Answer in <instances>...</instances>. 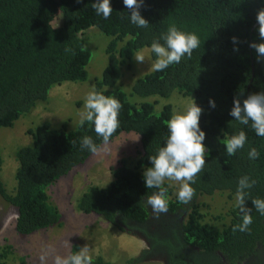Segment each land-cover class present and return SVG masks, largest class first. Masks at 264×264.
<instances>
[{"label": "trees", "instance_id": "obj_1", "mask_svg": "<svg viewBox=\"0 0 264 264\" xmlns=\"http://www.w3.org/2000/svg\"><path fill=\"white\" fill-rule=\"evenodd\" d=\"M93 2L0 0V128H11L21 116L45 102L53 87L87 80L91 51L85 47L83 38L88 29L96 28L110 41L105 50L107 66L95 80L94 90L113 96L122 104L119 127L109 142L123 133H134L140 138L141 150L132 163L121 160L118 167L110 170L113 181L108 187L90 188L83 193L77 210L84 215L98 216L121 231L145 232L127 223L140 226L151 218L152 210L146 201L157 189L144 186L143 171L150 166L149 157L164 146L168 136L167 121L173 113L169 104L160 106L157 111V99L167 100L177 92L193 98L203 110L200 126L206 132V162L191 184L194 195L186 204L180 203L177 195L173 197V189L164 182L168 189V211L163 216H155L151 225L164 224L169 217L183 216L180 229L167 239L144 235L152 240L153 247L163 245L172 254L190 246L189 249L195 247L202 254H211L207 258L217 261L215 254L219 253L226 264H241L249 258L262 261L264 216L255 210L251 201L264 199V137H258L250 126L239 124L228 113L235 97L243 101L250 94L264 92V61L258 63L254 49L249 47L250 43L264 42L256 20L257 13L264 10V0H145L140 9L150 23L145 29L130 23L129 10L122 0H111L113 12L108 19L96 15ZM170 25L195 33L200 46L179 64L138 79L130 95L148 100L132 104L124 92L114 89L122 68H131L134 54L150 48L153 40L166 33ZM233 37L237 38L235 44ZM151 58L157 59L152 52ZM210 98L216 101L214 109L209 106ZM241 130L247 135L244 148L233 156L227 155L218 137H230ZM27 135L32 145L20 148L15 155L18 170L14 195H9L0 181V197L15 210V230L25 236L61 226L60 214L49 203L45 190L93 154L81 148V139L91 137L97 150L105 144L90 122L79 124L72 132H66L64 127L53 131L50 124L44 122L29 129ZM252 147L260 153L256 160L248 158ZM245 175L255 181L245 196L252 224L249 231L233 232V226L242 222L237 184ZM217 193L227 194L228 200L236 198V206L225 215L230 218L228 225L217 226L215 219L210 221L212 223L204 222L205 215L200 212L198 201L211 199ZM216 219L224 221L223 216ZM78 252L79 246L73 245L69 256ZM6 254L7 251L0 256V264H6L2 261ZM176 261L182 264L180 257ZM19 264L27 263L23 258ZM92 264L109 263L98 258L92 260Z\"/></svg>", "mask_w": 264, "mask_h": 264}, {"label": "rangeland", "instance_id": "obj_2", "mask_svg": "<svg viewBox=\"0 0 264 264\" xmlns=\"http://www.w3.org/2000/svg\"><path fill=\"white\" fill-rule=\"evenodd\" d=\"M83 40L85 47L91 51L87 80L83 83L64 82L53 87L45 102L38 103L30 113L21 116L11 128H0V181L4 183L9 195H14L16 189L18 163L15 155L20 148L32 145L27 131L48 122L53 131H60L64 127L66 132H72L80 124L81 114L86 111L84 103L87 94L94 90L95 80L101 77L107 66L105 50L110 38L96 28H90L85 32ZM138 52L144 54V62L135 61L136 52L130 62L131 68H122L121 78L114 88L124 92L128 101L136 105L148 99L131 97L132 87L138 79L154 71L152 65L155 62L151 58L150 48ZM157 100V111L160 106L169 104L172 106V116L186 111L193 102V98L183 97L177 92L167 100ZM138 150H141L139 136L123 133L103 144L84 164L47 187L45 191L49 203L60 214V227L52 226L28 236L19 235L15 230L16 212L5 205L0 197V226L4 225L0 231V256L7 251L2 261L6 264H19L24 258L27 264H55L57 256L68 257L71 246L78 245L79 252L82 248L88 249L92 260L102 258L109 264H163L161 259L148 255L149 248L135 230L121 231L98 216L84 215L77 210L78 200L83 193L90 188L108 187L113 181L110 170L118 167L121 160H126L127 164L132 163L136 160ZM165 181L173 189V197L176 196L180 182ZM209 198L198 201L200 212L205 215L204 222L212 223L210 221L215 219L217 226L222 223L228 225L230 218L225 215L236 206V198L228 200L227 194L220 193ZM222 216L224 221L219 219ZM42 256L45 257L43 261ZM261 260L264 262V256Z\"/></svg>", "mask_w": 264, "mask_h": 264}, {"label": "clouds", "instance_id": "obj_3", "mask_svg": "<svg viewBox=\"0 0 264 264\" xmlns=\"http://www.w3.org/2000/svg\"><path fill=\"white\" fill-rule=\"evenodd\" d=\"M122 3L129 10L128 19L131 24L141 29L149 27L150 23L140 11L145 0H122ZM92 8L96 15L103 19H108L113 12L111 0H94ZM256 20L259 24V36L264 41V10L257 13ZM161 40L163 44L160 43ZM232 41L235 44L237 38L233 37ZM199 46L200 39L195 33H186L175 25H170L167 32L162 33L159 39L153 40L150 45L151 52L157 57L152 68L154 71L161 72L170 65L179 64L182 58H190L193 50ZM249 47L254 49L258 63L264 61V42H253ZM134 59L137 63H143L145 56L142 52H137ZM208 103L211 108L216 107L214 99L210 98ZM84 108L86 111L81 114L80 125L83 126L85 122H90L97 136L102 138L104 143H108L119 127L118 117L122 108L120 101L113 96H106L93 90L87 94ZM202 111L193 99L186 111L172 116L167 121L168 136L164 146L158 150L156 155L149 157L150 166L143 171V182L147 189H157L146 201L147 206H150L156 216L168 211V189L164 187L166 179L180 182L177 192V200L180 203H188L194 195L191 184L195 183L197 173L203 169L208 153V146L205 143L206 132L200 126ZM228 115L239 124L250 126L258 137H264V92L250 94L243 101L235 97ZM218 142L224 145L227 155L233 156L244 148L247 135L241 130L230 137H218ZM80 146L92 153L97 151V145L88 136L81 139ZM259 156L260 153L255 147L249 149L248 158L250 160H256ZM254 184L255 181L247 175L238 180V207L243 215L242 222L233 226V232L249 231L252 216L245 206V196L247 190L251 189ZM251 202L255 210L264 216V199L256 198ZM44 259L45 257L42 256L41 260ZM55 264H92V257L88 255V249L85 247L68 257L57 256Z\"/></svg>", "mask_w": 264, "mask_h": 264}, {"label": "flooded vegetation", "instance_id": "obj_4", "mask_svg": "<svg viewBox=\"0 0 264 264\" xmlns=\"http://www.w3.org/2000/svg\"><path fill=\"white\" fill-rule=\"evenodd\" d=\"M159 215L163 216L165 215V213H160ZM155 216L156 215L151 211V218L147 223L138 226L135 223L128 222L127 225L133 228H142L143 230H145L144 233L146 234V236L150 237L151 239L152 237L167 239L171 238L175 230L180 229L181 222L183 221V216L182 218L174 216L166 219L164 224H159L156 226L151 225ZM136 232L142 237L146 246H148V248L151 250L148 255H152L153 257L155 256L156 258L161 259L163 264H181V262L176 263L178 257H180L182 264H226V260L221 254H215V257H218L217 261V259L207 258L211 254H202L199 252V249L195 247H193V250L189 249L190 246L172 254L167 251L163 245L153 247L152 240L146 238L144 233H140L139 231ZM261 252L262 254H264V250H262ZM241 264H264V262L260 260H252L251 258H249Z\"/></svg>", "mask_w": 264, "mask_h": 264}, {"label": "crops", "instance_id": "obj_5", "mask_svg": "<svg viewBox=\"0 0 264 264\" xmlns=\"http://www.w3.org/2000/svg\"><path fill=\"white\" fill-rule=\"evenodd\" d=\"M14 222H16V217H15V219H14ZM14 222H13V224H14ZM4 223H6V222H4ZM3 226H4V225L0 226V231L3 229Z\"/></svg>", "mask_w": 264, "mask_h": 264}]
</instances>
